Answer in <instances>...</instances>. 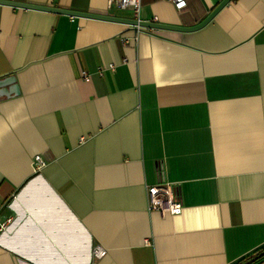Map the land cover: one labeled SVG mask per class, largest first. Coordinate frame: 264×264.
<instances>
[{"label": "crops", "instance_id": "obj_1", "mask_svg": "<svg viewBox=\"0 0 264 264\" xmlns=\"http://www.w3.org/2000/svg\"><path fill=\"white\" fill-rule=\"evenodd\" d=\"M10 1L133 19L107 0ZM220 1L141 0L139 18L189 27ZM160 181L176 186L180 214L148 209ZM8 215L0 264H240L261 252L264 0H231L192 32L0 4Z\"/></svg>", "mask_w": 264, "mask_h": 264}, {"label": "built area", "instance_id": "obj_2", "mask_svg": "<svg viewBox=\"0 0 264 264\" xmlns=\"http://www.w3.org/2000/svg\"><path fill=\"white\" fill-rule=\"evenodd\" d=\"M170 2L173 7L180 11L184 7H186V0H166ZM108 8H112L113 6L119 7L121 9L130 8L133 13V19L140 20V9H141V0H107ZM139 27V26H136ZM135 38V37H134ZM133 39H129L124 37L125 42H130ZM126 59H124L125 61ZM108 68L113 69L114 65L108 64ZM99 73H102L100 71ZM81 76L83 80H90V75L86 71H82ZM42 160L39 157L34 159V170L39 169L42 165ZM147 194V202L148 209L158 211L161 214H170V215H178L182 211V204L179 199V195L176 190V186L172 183L166 181H160L153 185H148L146 187ZM12 198H16V196H12ZM14 217L12 215H8L6 217L0 218V232H5L9 229L12 224ZM147 244L148 241L146 240ZM104 254V250L97 245L93 250L94 256H102Z\"/></svg>", "mask_w": 264, "mask_h": 264}, {"label": "water", "instance_id": "obj_3", "mask_svg": "<svg viewBox=\"0 0 264 264\" xmlns=\"http://www.w3.org/2000/svg\"><path fill=\"white\" fill-rule=\"evenodd\" d=\"M231 0H221L207 15V17L203 20H201L200 23H197L196 25L185 27V26H173V25H165L160 24L157 22H151V21H143L142 20H135V19H127V18H121V17H114L109 15H97L93 13H86V12H77V11H71L66 9L46 6V5H35V4H29V3H22L17 1H10V0H0V4L10 5L14 7H22V8H30V9H36V10H44V11H50L54 13H61L71 16H83V17H89V18H95V19H103V20H109V21H115L120 22L123 24H130L131 26H139V27H146V28H157V29H168V30H175V31H182V32H192V31H198V29L205 26L211 19L216 15V13L224 7L228 2ZM264 256V250L259 252L258 254L252 256L248 260L240 263V264H250L257 260L259 257Z\"/></svg>", "mask_w": 264, "mask_h": 264}, {"label": "trees", "instance_id": "obj_4", "mask_svg": "<svg viewBox=\"0 0 264 264\" xmlns=\"http://www.w3.org/2000/svg\"><path fill=\"white\" fill-rule=\"evenodd\" d=\"M158 173H159V175L161 176V169H160V167L158 168ZM262 250H264V249H262ZM249 258H251V257H249Z\"/></svg>", "mask_w": 264, "mask_h": 264}]
</instances>
